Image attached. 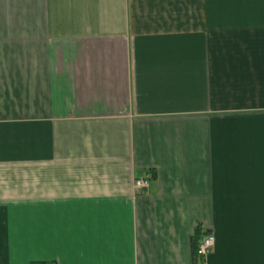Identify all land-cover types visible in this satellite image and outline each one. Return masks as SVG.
<instances>
[{
	"label": "crops",
	"instance_id": "obj_1",
	"mask_svg": "<svg viewBox=\"0 0 264 264\" xmlns=\"http://www.w3.org/2000/svg\"><path fill=\"white\" fill-rule=\"evenodd\" d=\"M199 227L264 264V0H0V264H198Z\"/></svg>",
	"mask_w": 264,
	"mask_h": 264
},
{
	"label": "built area",
	"instance_id": "obj_2",
	"mask_svg": "<svg viewBox=\"0 0 264 264\" xmlns=\"http://www.w3.org/2000/svg\"><path fill=\"white\" fill-rule=\"evenodd\" d=\"M150 180L149 178H140L136 179L134 181V187L138 190H142L144 188H147L149 186ZM215 236L213 233H206L202 239L200 240V243L197 248V259L198 264H208L207 257L211 250L213 249L215 245Z\"/></svg>",
	"mask_w": 264,
	"mask_h": 264
},
{
	"label": "trees",
	"instance_id": "obj_3",
	"mask_svg": "<svg viewBox=\"0 0 264 264\" xmlns=\"http://www.w3.org/2000/svg\"><path fill=\"white\" fill-rule=\"evenodd\" d=\"M203 235H202V232H201V228L199 227L194 235H193V249H194V253H195V257H197V248H198V245L200 243V240L202 239ZM33 264H40L39 262H34Z\"/></svg>",
	"mask_w": 264,
	"mask_h": 264
}]
</instances>
